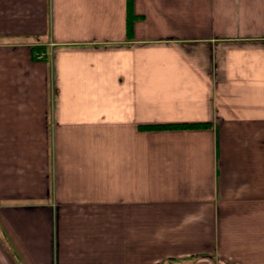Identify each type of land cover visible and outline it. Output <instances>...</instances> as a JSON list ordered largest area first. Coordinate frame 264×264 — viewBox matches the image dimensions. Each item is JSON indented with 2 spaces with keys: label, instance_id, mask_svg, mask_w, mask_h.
Wrapping results in <instances>:
<instances>
[{
  "label": "crops",
  "instance_id": "1",
  "mask_svg": "<svg viewBox=\"0 0 264 264\" xmlns=\"http://www.w3.org/2000/svg\"><path fill=\"white\" fill-rule=\"evenodd\" d=\"M129 1L0 0V264H264V0Z\"/></svg>",
  "mask_w": 264,
  "mask_h": 264
},
{
  "label": "trees",
  "instance_id": "2",
  "mask_svg": "<svg viewBox=\"0 0 264 264\" xmlns=\"http://www.w3.org/2000/svg\"><path fill=\"white\" fill-rule=\"evenodd\" d=\"M128 11H129V16H128V33H130L133 29V23H132V19L133 17L131 16V0L129 1V6H128ZM34 52L36 53H39L41 52L42 50L45 49V46H35L32 48ZM45 52V51H43ZM161 126H164V125H146L147 129H154V128H160Z\"/></svg>",
  "mask_w": 264,
  "mask_h": 264
},
{
  "label": "built area",
  "instance_id": "3",
  "mask_svg": "<svg viewBox=\"0 0 264 264\" xmlns=\"http://www.w3.org/2000/svg\"><path fill=\"white\" fill-rule=\"evenodd\" d=\"M51 44H53V43H51ZM39 55V54H38ZM40 57H42V54L40 55Z\"/></svg>",
  "mask_w": 264,
  "mask_h": 264
},
{
  "label": "rangeland",
  "instance_id": "4",
  "mask_svg": "<svg viewBox=\"0 0 264 264\" xmlns=\"http://www.w3.org/2000/svg\"><path fill=\"white\" fill-rule=\"evenodd\" d=\"M54 44H51V46H53Z\"/></svg>",
  "mask_w": 264,
  "mask_h": 264
}]
</instances>
